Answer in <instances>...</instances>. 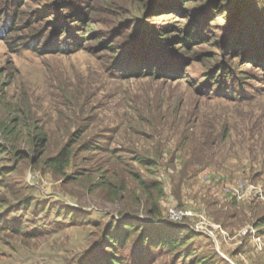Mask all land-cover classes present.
Listing matches in <instances>:
<instances>
[{"label":"rangeland","instance_id":"374dc122","mask_svg":"<svg viewBox=\"0 0 264 264\" xmlns=\"http://www.w3.org/2000/svg\"><path fill=\"white\" fill-rule=\"evenodd\" d=\"M79 1L73 10L79 19L88 6L94 10L78 50L62 53L54 42L58 33V43L67 36L58 26L80 33L76 29L82 25L71 12L45 5L14 35H0V124L17 132L13 140L0 136L5 173L0 175V264H82L109 256L112 249L104 247L102 235L123 214L140 219L137 231H129L130 241L115 252L127 264H264V34L245 37L254 11L227 14L223 8L233 0H224L221 9L204 15L199 9L209 1L189 0L176 13L166 9L149 16L140 0L74 4ZM112 14L121 22L109 23ZM174 22L189 30V43L182 45L188 31L174 32ZM30 23L37 40L27 38ZM167 27L165 51L158 57L162 41L153 36L156 45H147L148 31ZM238 28L240 36L233 37L229 31ZM129 36L142 54L147 50L151 61L163 64L149 66L143 76L110 70L112 54L124 70L141 65L119 47ZM218 37L225 44L219 45ZM168 54L176 56L174 64ZM224 67L243 90L214 81ZM151 68L159 71L150 74ZM207 79L214 84L204 91L200 84ZM30 127L43 130L46 142L32 146ZM77 132L81 139L66 176L43 167V160ZM98 142L101 150H85V144ZM14 147L20 158L11 153ZM116 154L127 159L117 160ZM129 169L147 184H160L161 221L185 228L187 240L177 250L147 241L142 254L140 248L136 252L138 233L155 223L147 215L145 191ZM75 172L77 181L68 178ZM102 175L123 192L111 198L104 188L87 191ZM148 191L153 199L159 194L154 187ZM72 208L74 217L67 214ZM171 210L181 218L171 219ZM15 224L18 228L10 229Z\"/></svg>","mask_w":264,"mask_h":264},{"label":"trees","instance_id":"16d2710c","mask_svg":"<svg viewBox=\"0 0 264 264\" xmlns=\"http://www.w3.org/2000/svg\"><path fill=\"white\" fill-rule=\"evenodd\" d=\"M76 0H0V35L1 36H12L15 33V30L17 29V27L19 26V24L22 22L23 24L25 23H29L31 22V20H33V15L37 12V10L41 9L43 5L48 6L50 9H54V11H59V12H71V16L75 17V19H77V21L80 23V25H82V28H78L76 29V31H80V33L78 32H70V30L68 31V29L66 28L65 30H62V26H58V24H56V22L54 21V25L56 24L59 27L58 31H63V34L67 35L65 37V39L61 40L58 43V39L57 37H60L61 34H57V37L55 39L56 45H57V49L64 53L65 51L70 50H78L80 49L81 46V42L80 40H83L82 38L85 36V27L87 29V25L88 22L91 21L88 18V14L94 10V8L92 6H88V12H86L85 16H83L82 19H79V12L78 13H73V10L76 9V6L80 7L81 3L80 1L78 2V4H74ZM93 0H89L90 3H92ZM189 0H148V2H145V0H140V4L141 7L145 10V11H149V16H153V15H157V14H153V13H157L158 11H163V10H172V13H176L175 11H179L181 10L182 5L186 4V2ZM193 1V0H190ZM200 1H209L205 6H204V10L199 9V11L201 13H203L204 15H209L210 12H214V11H218V9L222 8V4L221 1L223 3L224 0H200ZM178 3V7H175V3ZM231 3V2H230ZM232 5H229L226 8H223V10H225V13L227 12V14H231L234 13L235 16L241 15L242 13H247V8H251L254 13L256 14L255 16H253V21H250L247 30L245 31V37L246 35H248L249 33L252 35L251 37H254V35H256L257 33H259L260 31L264 34V0H233V2L231 3ZM181 5V6H180ZM76 7V8H74ZM125 10V8H123ZM129 9V8H127ZM239 9V10H238ZM222 10V12H223ZM238 11V12H237ZM219 10V14L222 13ZM4 13L6 14V16L4 17ZM125 13H128L127 10H125ZM161 13H165V12H161ZM248 13H251V11L248 10ZM223 14V13H222ZM113 16L109 18V23L111 24H117L118 22H121L120 19H117L114 14H112ZM204 18L206 16H203ZM195 18H193L194 20ZM129 23V22H128ZM127 23V24H128ZM193 23V22H192ZM49 24V23H47ZM174 24H178V25H171V29L175 32L178 31L179 33H183L184 35L186 34V32L188 31V34H186V37L182 38L181 43L182 45L185 44L184 42H188V39H191V34L189 32V30L186 29H182V26L180 25V23L174 22ZM130 25V24H129ZM197 26V24L194 26L192 25L191 28H194ZM28 29L30 30V32H28V37L29 39L32 40H37L36 36H37V31L33 30V24L28 27ZM114 29V27H112V30ZM239 30L235 33V32H230L229 33L231 35H233V37L235 35H239L240 36V28H238ZM169 30V28L167 27L166 29L159 32H155L154 30L151 31L149 30V37L145 39L149 40L147 42H145L147 45L152 44L153 46L156 45L155 42L152 40L153 36H155V40L162 41V45L160 44V46H158V48H161V52L159 53L158 57H161V55H163V39H164V35L167 34L166 31ZM124 33V32H123ZM79 34V35H78ZM84 35V36H83ZM127 35V34H124ZM169 35V32H168ZM237 35V36H238ZM121 36V35H120ZM42 37V36H41ZM144 37V36H143ZM194 37V36H193ZM117 37H113V39H116ZM198 38V37H197ZM219 38V37H218ZM186 39V40H185ZM233 39V38H232ZM230 40V42H233V40ZM184 40V42H183ZM226 40V39H225ZM116 40H113V42ZM112 42V41H111ZM118 42V41H117ZM214 45H217L215 43V41L213 40ZM219 45L221 44H225L226 41L223 40V37H220L218 40ZM228 42V40H227ZM116 43V42H115ZM138 42H133V39L131 36L129 37H125L124 40H120V42H118L119 47L122 49L123 48V54H127L128 57L132 58L134 61H132V63L136 62H140L141 65L134 67L133 69L131 68H126L124 70L123 65H121L120 60H117L118 57L117 55H113L111 56V58H109V66H110V70L114 69L117 71H120L122 73H127L129 75H140L143 76L145 75V72L147 73L148 67L149 66H161V64H163V62H153L151 61L152 57L147 54V50H143L146 52V55L142 54V49L140 50V48H138L135 45ZM229 43V42H228ZM117 44V43H116ZM145 44V48H147V45ZM31 49H33L34 51H38V48L34 46H32L30 43L27 44ZM187 45V44H186ZM61 46V47H60ZM229 49H232V46H228ZM122 54V55H123ZM153 55H155V53H153ZM168 58L171 60V63L174 64V62H172L173 60L176 59V56H174L173 54H168ZM111 59V60H110ZM150 60V61H148ZM170 60H168V62H170ZM177 60V59H176ZM175 65H173L171 67L172 70L175 69L174 67ZM178 67V66H177ZM231 69L229 68H222L218 70V73L215 75V82H218L221 86L226 85L229 86L230 84H233L235 86V88H239V91L243 90L244 87L242 86V82L239 81L240 79L236 77V79L234 81H232L230 78L233 76L230 72ZM159 71V70H157ZM157 71L154 72L153 68H151L148 73L150 74H157ZM235 74V73H234ZM206 78L208 77L207 75H205ZM236 76V75H235ZM233 76V77H235ZM213 81V80H212ZM212 81H209L207 79V81L203 82L202 84H200V86L203 87L204 91H207V87L209 86L211 83H213ZM211 82V83H210ZM232 82V83H231ZM214 84V83H213ZM211 84V85H213ZM16 124V123H14ZM17 132H16V128L13 126H7L6 124H0V136L3 139H11L13 140L14 138L16 139ZM28 135L31 136L30 141H31V145H39L41 143H45L47 140L46 137V133L41 130V129H36L33 127L29 128V133ZM81 139V132H77L73 134V137H71L69 139V141H67L64 146H62L54 155L47 157L43 160V167H45L47 170L51 171L54 174L57 175H61V176H66V169L70 166L71 164V160L72 157L75 155L74 152V145ZM85 146V147H84ZM83 147L85 148V150L87 151H94V150H101L102 149V144L100 142L98 143H90V144H85ZM4 147L1 145L0 146V151H3ZM11 153L15 156H17L18 158L21 157V152L16 150V147L13 148V150L11 151ZM116 159L117 160H121V159H127V158H122L124 156H121L120 154H116ZM140 157L135 158L134 160L137 161H141V159H139ZM131 159V158H128ZM145 161V160H142ZM127 162V161H126ZM129 174L140 184V186L143 188V190L145 191V194L147 196V202H149V204L151 205V207L148 209V216L151 219V221H154L155 224L152 223V226H147L146 229L144 230V232H142V236L141 234L138 233V239H139V247H137L136 252H139V248H140V253L142 254V252L144 251L143 245L145 242L149 241V245H156L159 246L163 249H168L169 251H174L178 249V245L182 244L185 240H187L184 236H183V231H185V228L181 227V226H177V224H173L171 222H162L161 221V214H160V208L158 206V201L160 199L162 190L160 189V184L158 182H148V184L146 182H143L141 180V176L140 173L133 170V169H129ZM2 172V171H1ZM0 175L1 177H3L5 175L4 172L1 173ZM75 172V175L72 176H68V178H71V180H75L77 181L79 179V174H77ZM155 183V184H154ZM150 187H154L156 190L158 189L159 194L154 197V199L152 198L151 194H149L150 192L148 190H150ZM98 188H104L106 193L108 194L109 197L111 198H115L119 193L123 192L122 190L124 189L123 186H120V184H113L109 177L106 175H102L100 179H96L94 181H92V184L90 187H87V191L93 192L94 190H97ZM42 207V206H41ZM23 208L27 209L26 206H23ZM35 209V208H33ZM40 212V210H38ZM59 211V210H58ZM75 208H72L69 212H67L68 215H70L71 217H74V213H75ZM59 213V212H58ZM120 220L113 224H110L106 230H104L105 232L102 235V239H103V243H104V247H110L111 253L109 254V256H99L97 255V258L95 256V259L90 260V258H88V260H83L82 264H127L125 262V260L123 259V257L118 256L115 252L116 249L118 248H122L124 247L129 241H130V233L129 231H133L136 230V228H138L137 226V221H140V219H138L137 217L135 218L134 216H132L131 218H126L123 217L125 216L124 214L121 215ZM156 221V222H155ZM9 223V222H8ZM178 223V222H177ZM264 223V222H262ZM16 225V224H15ZM117 225V226H116ZM259 225V224H258ZM263 225V224H260ZM119 226V227H118ZM18 227L16 226H12L10 227V229L12 230H16ZM134 231V232H136ZM144 233V234H143ZM149 236V237H148ZM179 239H181L180 241H178ZM152 242V243H151ZM154 242V243H153ZM91 252V251H90Z\"/></svg>","mask_w":264,"mask_h":264},{"label":"built area","instance_id":"2783aa9c","mask_svg":"<svg viewBox=\"0 0 264 264\" xmlns=\"http://www.w3.org/2000/svg\"><path fill=\"white\" fill-rule=\"evenodd\" d=\"M169 216H170V218L173 219V220H176V219L181 218V214H180V212H179L178 210H171V211L169 212Z\"/></svg>","mask_w":264,"mask_h":264}]
</instances>
